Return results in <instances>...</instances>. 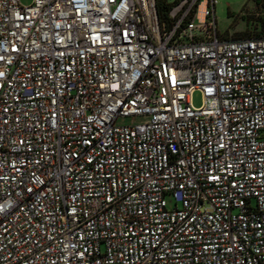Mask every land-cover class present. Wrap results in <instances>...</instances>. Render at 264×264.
Wrapping results in <instances>:
<instances>
[{
    "label": "built area",
    "instance_id": "1",
    "mask_svg": "<svg viewBox=\"0 0 264 264\" xmlns=\"http://www.w3.org/2000/svg\"><path fill=\"white\" fill-rule=\"evenodd\" d=\"M216 6L0 0V264H264V37Z\"/></svg>",
    "mask_w": 264,
    "mask_h": 264
},
{
    "label": "rangeland",
    "instance_id": "2",
    "mask_svg": "<svg viewBox=\"0 0 264 264\" xmlns=\"http://www.w3.org/2000/svg\"><path fill=\"white\" fill-rule=\"evenodd\" d=\"M21 4L26 7L31 6L33 0H21ZM203 6L204 3L201 2L200 8ZM216 17L220 31L227 32L226 35L234 39L262 34L264 32V0H217ZM192 101L194 108H201L202 94L195 92ZM166 201L169 209L175 208L172 195H167Z\"/></svg>",
    "mask_w": 264,
    "mask_h": 264
},
{
    "label": "trees",
    "instance_id": "3",
    "mask_svg": "<svg viewBox=\"0 0 264 264\" xmlns=\"http://www.w3.org/2000/svg\"><path fill=\"white\" fill-rule=\"evenodd\" d=\"M248 37H264V32L262 34L251 35V36H248Z\"/></svg>",
    "mask_w": 264,
    "mask_h": 264
}]
</instances>
